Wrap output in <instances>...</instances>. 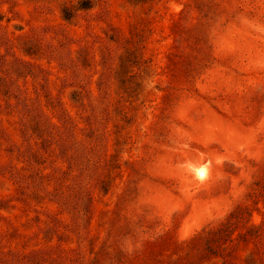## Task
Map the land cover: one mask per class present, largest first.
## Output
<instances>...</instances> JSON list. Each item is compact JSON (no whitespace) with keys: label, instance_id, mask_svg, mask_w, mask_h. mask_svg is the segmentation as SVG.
Wrapping results in <instances>:
<instances>
[{"label":"rangeland","instance_id":"rangeland-1","mask_svg":"<svg viewBox=\"0 0 264 264\" xmlns=\"http://www.w3.org/2000/svg\"><path fill=\"white\" fill-rule=\"evenodd\" d=\"M0 264H264V0H0Z\"/></svg>","mask_w":264,"mask_h":264},{"label":"clouds","instance_id":"clouds-1","mask_svg":"<svg viewBox=\"0 0 264 264\" xmlns=\"http://www.w3.org/2000/svg\"><path fill=\"white\" fill-rule=\"evenodd\" d=\"M189 167L196 179L203 181L206 178V172L202 167H197L195 165H190Z\"/></svg>","mask_w":264,"mask_h":264}]
</instances>
